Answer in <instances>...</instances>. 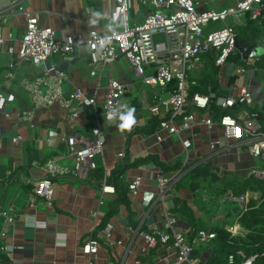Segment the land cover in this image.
<instances>
[{
	"label": "crops",
	"instance_id": "crops-1",
	"mask_svg": "<svg viewBox=\"0 0 264 264\" xmlns=\"http://www.w3.org/2000/svg\"><path fill=\"white\" fill-rule=\"evenodd\" d=\"M197 2L198 10L205 11L226 7L233 0ZM114 4L115 0H0V33L6 38L0 50V89L15 95V100L0 110V211L7 209L15 217V222L9 224L0 216V264H90V261L92 264H136L137 261L168 264L176 256L175 247L160 243L147 249L141 232L150 226L162 227L166 208L177 215V227L192 231V224L177 210L183 204L192 208L203 228H212L217 218L226 226L237 223L241 234L247 232L238 221V215L224 214L221 208L223 200L228 199L230 184L248 178L251 169L264 165V158L248 151V142L226 137L221 125L208 129L205 124H197L185 134L193 141L188 154L176 136H166L159 141L155 135L159 119H155L158 117L152 115L148 107L157 102L164 91L136 77L130 61L121 55L108 65L98 66L95 75L91 74L92 52L84 62L71 66L69 73L48 69L44 62L24 61L11 66L16 53H9L7 48L13 46L18 50L20 47L27 25L25 11H40V23L52 27L60 40L69 35L87 39L93 27L110 25L109 15ZM148 9L142 1H133L131 20L140 21ZM65 57L56 54L49 60L55 65ZM225 68L228 67H223V72ZM151 72L149 67L148 73ZM230 76L232 74L226 71L220 76L221 95L238 92L247 85L255 96V111L264 107V72L248 70L238 74L231 84ZM37 77L60 81L66 97L75 89L95 97L99 116L92 107H86L72 120L69 108L58 100L48 106L35 105L29 85ZM110 78H117L128 87L123 98L124 117L131 114L140 121L131 134L106 121L102 115ZM40 88L45 90L46 85ZM195 112L199 119L206 113L200 109ZM97 121L104 135L98 163L109 177V184L114 186V192L103 191V179L98 170L91 171L84 179L74 175V159L64 140L65 136L76 132L89 135ZM214 141H220L223 149L213 151ZM55 157L70 171L53 177L56 190L48 203L44 197L33 196L34 184L28 177H44L43 165ZM176 173L180 174V179L168 192L165 204L156 201L143 219L141 198L129 192V181L142 175L144 186L156 191L160 175L170 177ZM116 176L117 182L113 180ZM250 195L260 196L257 192ZM232 206L236 211V203ZM109 222L113 223V229L107 239L103 229ZM91 237L100 242L98 253L92 256L83 250L84 243ZM195 246L196 256L207 262L213 248L207 242ZM5 247L11 250L7 252Z\"/></svg>",
	"mask_w": 264,
	"mask_h": 264
},
{
	"label": "built area",
	"instance_id": "built-area-1",
	"mask_svg": "<svg viewBox=\"0 0 264 264\" xmlns=\"http://www.w3.org/2000/svg\"><path fill=\"white\" fill-rule=\"evenodd\" d=\"M133 1L135 0H115L109 15L110 25L102 28L93 27L87 39H76L69 35L64 40H60L52 27L40 23V11H25L27 25L20 47L18 50H15L13 46L7 48L9 53H16L11 66L24 61L41 64L56 54L68 57L86 47L94 55L92 62L94 68L91 74L95 75L98 66L108 65L121 55L130 61L136 77L146 85L159 87L164 91L159 100L148 107L150 113L159 119L155 130L159 141L166 136H176L181 140L184 151L188 154L193 141L185 134L192 131L195 125L205 124L208 129L214 125H221L225 129L226 137L248 142V151L256 157L264 158L263 124L258 118L257 111L249 109L256 106L254 93L249 86L243 85L238 92L234 90L229 95H217L212 90L205 94L190 93V87L198 84L192 76L194 72L202 68L204 53L214 50L215 65L219 68L232 63L230 57L239 51L236 48L239 39L235 25L245 23L246 13H250L254 19L264 21V0H233L226 7L205 11L198 10L197 0H140L149 8L140 21L131 20L130 8ZM229 19L232 21L228 22ZM212 22H223L224 26L209 30L208 27ZM158 33L164 34L163 41H155L154 36ZM5 43L6 38L0 33V50ZM247 47L245 50L248 49ZM239 53L244 64L237 68L236 74H242L248 70H261L257 63L264 54V42L261 46L252 47L247 57H244L242 52L239 51ZM149 67L152 69L151 73H148ZM59 82H51L48 77H37L35 82L29 85L35 105L48 106L58 100L69 108V117L72 120H75L86 107H92L95 114L99 116L95 97L85 95L80 89H75L69 97H66ZM173 82L176 84L172 88ZM43 85H46L45 90L40 88ZM107 87L102 115L106 121L121 126L125 115L123 98L128 93V87L117 78H110ZM14 100L13 93H6L0 89V110ZM213 101L222 109L235 108L237 105H242V108L235 114L226 113L214 118L209 113V105ZM195 109L206 113L199 119ZM134 121L130 130L125 129L126 134H131L140 125L137 118L134 117ZM15 140L17 141L18 138ZM64 140L68 144L70 157L74 159L75 176L84 179L91 171L97 169L98 157L104 148V135L99 121L92 126L89 135L76 132L65 136ZM211 146L213 151L223 149L220 141L212 142ZM120 156L123 157L124 153H120ZM43 169L44 177L38 179L28 177V180L34 184L33 196L39 195L51 203L56 190L53 177L64 175L70 170L59 163L56 157L48 160L43 165ZM252 175L264 180V168L251 169L249 176ZM179 179V173L170 177L160 175L156 191L144 186L145 177L142 175L129 181V192L141 198L144 209L143 219L156 201L165 204L168 192ZM108 181L109 177L105 173L103 191L114 192V186H111ZM226 198L236 203L237 209L244 212L249 207L251 195L250 191L238 195L229 189ZM0 216H3L9 224L15 222V217L7 209H2ZM217 220L215 218V222L222 223ZM176 223L177 217L170 208H166L162 227L150 226L148 230L141 232L146 241V248L156 247L160 243L174 246L176 256L168 264H206L195 255V245L215 238L216 232L211 228H202L193 235V230H182ZM226 227L233 235L241 234L237 223ZM112 229L113 223L109 222L105 225L103 229L105 238H110ZM4 231L3 235L6 233ZM99 245V240L91 237L84 243L83 250L91 256L96 255ZM5 250L8 252L11 249L5 247ZM238 253L243 257L241 264H253L258 256L257 253L248 257L243 251ZM136 264L143 263L137 261ZM228 264H236L235 255H229Z\"/></svg>",
	"mask_w": 264,
	"mask_h": 264
},
{
	"label": "trees",
	"instance_id": "trees-1",
	"mask_svg": "<svg viewBox=\"0 0 264 264\" xmlns=\"http://www.w3.org/2000/svg\"><path fill=\"white\" fill-rule=\"evenodd\" d=\"M244 18V24L235 25L238 39L240 41H244L247 46H261L264 42V21L252 18L250 13H246ZM215 57L216 52L214 50L207 51L203 54L204 63L202 68L198 73H195L192 76L193 79L197 80L198 84L190 87L191 94L195 92L205 94L212 90L215 91L217 95H221V92H219V88L221 87L218 75L219 67L215 65ZM230 59L231 62L241 60L242 64H244L239 51L234 53ZM257 66L264 67V54L261 55ZM237 78L238 74H232V76L229 77V83L231 84L235 82ZM175 84L176 82H173L171 87L173 88ZM209 108L211 111L210 115L214 118H218L226 113L235 114L242 108V105H237L235 108L222 109L221 107L216 106L213 101L210 103ZM252 111H255V108H253ZM257 113L259 114L258 118L263 124L264 130V107L258 109ZM96 170H98L101 178L103 179L105 174L104 168L99 165L95 171ZM113 180L117 182L118 176L114 177ZM230 185L235 194L239 195L250 191V193L257 192L260 196L258 198L251 196L249 207L246 211L241 212L238 209L236 211L233 209L230 211L231 213L238 215V221L247 230L245 234L233 235L227 230L225 223H216L212 226L211 230L216 232V237L210 241H204L203 243L207 242L209 247L213 248V253L210 259H208L205 263L228 264L229 255L233 254L235 255L236 264H241L243 262V257L238 253V251H243L247 257L255 253L258 254L256 259L253 261V264H264V180L252 175ZM177 210L181 214L182 218L187 219L192 224V227L194 228L193 235L199 229L203 228L201 222L195 219L193 210L190 206L183 204ZM173 213L175 214V212ZM175 216L177 217L176 214ZM195 255H197L196 250Z\"/></svg>",
	"mask_w": 264,
	"mask_h": 264
},
{
	"label": "water",
	"instance_id": "water-1",
	"mask_svg": "<svg viewBox=\"0 0 264 264\" xmlns=\"http://www.w3.org/2000/svg\"><path fill=\"white\" fill-rule=\"evenodd\" d=\"M247 44L244 41L237 40L236 48L243 53L244 57H247L249 51L252 49V46H248L247 50H245ZM91 53L89 48H86L84 51L79 52L77 55H72L70 57L63 58L59 63L53 65L51 60L47 59L44 64L48 69H55L60 73H69V69L71 66L76 65L79 61H85L87 59L88 54Z\"/></svg>",
	"mask_w": 264,
	"mask_h": 264
},
{
	"label": "rangeland",
	"instance_id": "rangeland-1",
	"mask_svg": "<svg viewBox=\"0 0 264 264\" xmlns=\"http://www.w3.org/2000/svg\"><path fill=\"white\" fill-rule=\"evenodd\" d=\"M228 22H231V19H229ZM223 26H224L223 22H212L210 24V26H209V29L221 28ZM154 39H155L156 42L163 41L164 40V34L158 33V34H156L154 36ZM241 65H242L241 60L233 61L232 63L228 64V66H227L228 68H227V70L225 68L224 69V72H223V67H220L219 68V72H218L219 74L218 75H220V76H221V74L223 75L225 73V71L228 74H234V73H236L237 68H239ZM259 67L261 69L260 72H264V67L263 66H259ZM200 70L201 69L197 70L196 73H198ZM220 76H219V79H220ZM260 79H261V77H258V80H260ZM220 85H221V83H220ZM252 108L253 107H250L249 109L252 110ZM103 111H104V109H103ZM263 168H264V165H263ZM223 203L224 204H223V206L221 208L222 209L221 212L224 213V214L227 213V212H230L232 210V208H233L232 203H234V202L231 201V200H228V199H224L223 200Z\"/></svg>",
	"mask_w": 264,
	"mask_h": 264
},
{
	"label": "clouds",
	"instance_id": "clouds-1",
	"mask_svg": "<svg viewBox=\"0 0 264 264\" xmlns=\"http://www.w3.org/2000/svg\"><path fill=\"white\" fill-rule=\"evenodd\" d=\"M124 123L121 124L120 128L121 129H131L132 125L134 124V118L132 117L131 114H129L128 116L124 117Z\"/></svg>",
	"mask_w": 264,
	"mask_h": 264
}]
</instances>
